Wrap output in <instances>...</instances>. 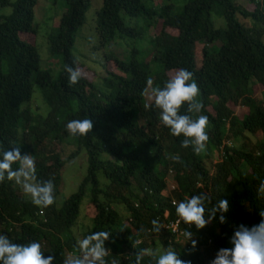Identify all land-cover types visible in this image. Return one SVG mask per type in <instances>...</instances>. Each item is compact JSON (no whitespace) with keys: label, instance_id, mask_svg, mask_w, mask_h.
Masks as SVG:
<instances>
[{"label":"trees","instance_id":"trees-1","mask_svg":"<svg viewBox=\"0 0 264 264\" xmlns=\"http://www.w3.org/2000/svg\"><path fill=\"white\" fill-rule=\"evenodd\" d=\"M54 1L67 6L49 36L50 55L63 61L57 79L41 68L36 46L38 0H0V9L12 8V13L0 16V158L12 147H20L22 156L33 155L38 181L51 180L55 195L52 206L40 208L14 181L0 183V235L17 244L38 242L45 257L53 255L54 264H63L64 254L75 251L74 229L84 203L90 201L96 215L83 229V238L97 231L111 234L105 245L107 264L112 260L135 264L141 249L168 246L184 261L210 264L221 248L232 247L234 230L258 225L259 211L264 210L257 192L259 180H264V92L255 91L257 86L264 88V0H248L252 11L232 0H188L179 14L171 4L155 8L144 0H103L95 22L97 51L117 40L146 36L148 47L133 50L128 61L105 52L94 63L107 72L102 78L88 75L92 68L74 54L93 0ZM125 16L144 19L152 32L160 29L150 35L144 27L128 26ZM214 16L223 19L225 27L218 28ZM22 35L33 36V43ZM198 45H203L202 58L197 56ZM110 64L117 72L109 71ZM67 66L81 70L75 85L69 86ZM180 69L193 73L200 89L203 109L193 118L208 117L209 139L200 155L181 146L182 136L170 135L159 120V110L142 94L149 77L154 87H163ZM36 89L42 97L33 106ZM232 106L247 108V115L241 119ZM181 114H187V105ZM84 118L93 121L92 132L71 137L67 123ZM226 140L233 146L223 148ZM82 154L87 175L78 191L63 199L64 170ZM177 154L180 162L170 159ZM172 185L170 196L167 190ZM201 192L213 204L227 200L229 211L224 224L218 213L204 229L193 226L197 241L193 250L183 235L162 226L168 221L166 211L176 218L172 197L180 202ZM153 220L161 226L159 233L152 230ZM181 229L188 230L184 223ZM137 239L141 244L133 247ZM141 264L155 261L145 255Z\"/></svg>","mask_w":264,"mask_h":264},{"label":"clouds","instance_id":"clouds-1","mask_svg":"<svg viewBox=\"0 0 264 264\" xmlns=\"http://www.w3.org/2000/svg\"><path fill=\"white\" fill-rule=\"evenodd\" d=\"M66 72L69 86L77 84L81 79L82 73L79 68L67 66ZM142 94L148 97L159 110V120L169 129L170 135L183 137L181 142L183 148L191 147L196 155L206 152L209 139L206 132L208 117L198 115L193 118L203 109V103L198 99L200 89L193 79V73L180 69L166 81L163 87H154L153 79L149 77ZM185 105H187V114H181V109ZM93 127V121L90 118L71 120L66 125L67 132L73 138L87 136L92 132ZM224 144L223 148L232 147L233 141L226 140ZM170 159L180 162L179 154ZM14 165L17 167L14 168ZM6 179L14 181L22 193L37 207L48 208L55 203L53 182L38 181L34 156L31 154L22 156L20 147H12L2 152L0 183ZM174 190V185L168 187L170 196ZM257 192L258 197L264 199V180H259ZM170 200L175 208L176 218L171 219V213L166 211L164 218L168 221L162 228L179 237L183 235L190 241L193 250L197 247V241L193 238L194 233L191 231L193 226L197 230L204 229L218 213L220 223H226L225 214L229 211V203L225 199H220L213 204L211 197L201 192L191 198L186 197L180 202L173 197ZM206 204L211 207H206ZM259 216L261 221L258 225H253L251 228L240 225L236 228L229 241L232 247L221 248L210 264H264V210L259 211ZM183 223L188 229L184 232L181 229ZM152 225L153 231L156 233L161 231L157 220H153ZM110 237L111 234L108 231H97L82 239L78 238L75 251L64 254L63 264H107L106 257L109 255V249L105 245ZM139 244L141 240L137 239L133 247ZM145 255L152 257L155 264H191L190 261L182 260L171 246L166 249H141L135 255V264H141ZM55 259L53 255L45 257L41 244L38 242L17 244L11 242L7 236L0 235V264H54ZM111 264H117V262L112 260Z\"/></svg>","mask_w":264,"mask_h":264},{"label":"rangeland","instance_id":"rangeland-1","mask_svg":"<svg viewBox=\"0 0 264 264\" xmlns=\"http://www.w3.org/2000/svg\"><path fill=\"white\" fill-rule=\"evenodd\" d=\"M12 3L17 0H10ZM236 4L244 7L247 10H254V6L248 0H232ZM144 3L148 6H154L155 8H159L165 4H171L174 6V13L179 14L182 12L184 6L188 3V0H176L171 3H168L167 0H144ZM103 0H93V5L91 10L87 13L86 16V24L79 30L78 38L76 42V46L74 49V54L78 58V60L85 65L87 68H92V73H88L95 78H102L106 76L107 72H103L102 67L99 64H94L96 61H101L105 52L114 53L118 55L121 59L128 61L131 58V52L133 50H141V46L148 47V37L144 40H117L116 42L108 45L102 50H98V46H100L98 34L96 31V14L102 8ZM67 6L64 2H55L54 0H38V6L35 9L38 26V35L36 38V46L40 55L41 60V68L44 70H50L53 73V77L57 79L63 71V61L59 56H52L49 52V36L55 32L58 28L62 16L66 13ZM12 13L11 7H6L4 9H0L1 15H9ZM125 22L130 27L146 28V33H151L150 35L157 34L159 29L153 31L148 28V23L144 22V19H130L127 16L124 17ZM214 20L216 21L218 28L225 27V21L217 16H214ZM36 24V22H35ZM37 25V24H36ZM23 39L28 40L33 43V36L31 35H22ZM145 47V48H146ZM202 48L203 45H198V58H202ZM95 51V52H94ZM98 52V53H97ZM101 59V60H100ZM100 66V67H99ZM94 70V71H93ZM109 71L117 72V68L114 64H110ZM98 83V81H97ZM39 90L36 89V93L34 95L32 105L37 102L38 97L41 99L42 95ZM255 91L258 95L264 92V88L262 86L255 87ZM147 101L149 104L153 103L148 97ZM234 111L238 114L239 117L244 118L248 109L242 106H232ZM256 141V138L253 137ZM241 143V141H240ZM72 145H75L72 143ZM66 148V147H65ZM72 153L69 152L70 156ZM67 157V155L65 156ZM87 158L84 154L80 155L76 160L69 164L63 173V189H62V198L66 199L78 191L79 186L81 185L83 179L87 175ZM81 216L78 219L77 226L74 229L76 237L82 239L83 238V229L90 226L92 224L93 219L96 215L95 207L90 203V201H86L83 206V210L81 209ZM129 221H125L127 225Z\"/></svg>","mask_w":264,"mask_h":264},{"label":"built area","instance_id":"built-area-1","mask_svg":"<svg viewBox=\"0 0 264 264\" xmlns=\"http://www.w3.org/2000/svg\"><path fill=\"white\" fill-rule=\"evenodd\" d=\"M255 3H259V2H261V1H263V0H253ZM175 231L177 230L176 228L174 229Z\"/></svg>","mask_w":264,"mask_h":264}]
</instances>
